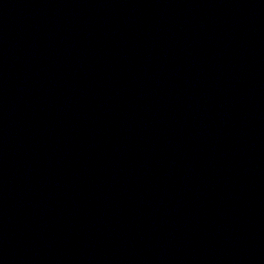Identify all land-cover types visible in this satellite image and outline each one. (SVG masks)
<instances>
[{"label":"water","instance_id":"1","mask_svg":"<svg viewBox=\"0 0 264 264\" xmlns=\"http://www.w3.org/2000/svg\"><path fill=\"white\" fill-rule=\"evenodd\" d=\"M0 264H264V0H0Z\"/></svg>","mask_w":264,"mask_h":264}]
</instances>
